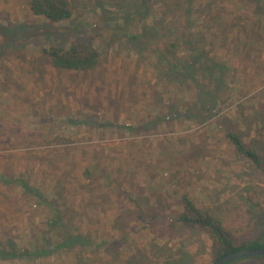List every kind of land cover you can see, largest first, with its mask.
Returning <instances> with one entry per match:
<instances>
[{
    "label": "rangeland",
    "instance_id": "1",
    "mask_svg": "<svg viewBox=\"0 0 264 264\" xmlns=\"http://www.w3.org/2000/svg\"><path fill=\"white\" fill-rule=\"evenodd\" d=\"M25 1L0 0V264H76L73 251L25 254L42 242L46 209L22 194L24 183L55 189L66 225L90 233L102 224L97 244L109 238V253L75 250L78 264H212L208 237L177 221L184 195L241 242L264 241V176L226 137L239 132L264 156L262 0H70L73 18L59 24ZM186 5L187 60L193 42H210L211 56L240 50L212 112L193 104L198 86L158 53L186 33ZM79 44L98 51L95 71H59L45 53ZM205 64L198 80L214 73ZM248 258L237 264H264Z\"/></svg>",
    "mask_w": 264,
    "mask_h": 264
},
{
    "label": "trees",
    "instance_id": "2",
    "mask_svg": "<svg viewBox=\"0 0 264 264\" xmlns=\"http://www.w3.org/2000/svg\"><path fill=\"white\" fill-rule=\"evenodd\" d=\"M123 1L128 2L127 0ZM134 1L136 0H131V3ZM137 1L139 3L141 2V0ZM262 2L264 3V0H262ZM28 7L33 16L37 18L43 17L49 23L59 24L65 21H70L73 18V9L70 0H29ZM141 7L142 6H139L138 4V11ZM191 18L192 6L186 5L183 19V26H186L187 28L186 33H182V38L174 39L171 44L164 40V48L161 49L159 46L158 53L170 71L174 74L181 73L183 76H189V82L191 84L195 83L198 86L196 100L193 104H198L202 109L212 112L216 109V103L221 99L218 95V90H220L221 86L226 83L224 67L227 63L232 64V62L240 56V50L237 48H231V50L228 51L220 50L215 52L214 56H211L209 53L210 42H197L198 44L196 43V45L195 42H193L195 51L191 53L193 56H190L187 60L186 56L182 55L180 52V45L186 44L188 47L190 45L192 34L189 35V33L190 29L193 27ZM45 53L49 57L51 65L59 71H72L78 73L91 72L95 71L99 66V53L91 44H79L69 49L53 46ZM203 56H207V59L211 60V63L209 62V64H205L200 59V57ZM204 64L214 73H212L210 78L198 80L194 75L196 74L195 71H197L198 66ZM220 66L221 69L219 70ZM127 127L133 129L129 126ZM226 137L236 152L250 161L264 176V156L247 146L243 134L239 132H228ZM109 177L111 178L109 171H107L105 179ZM160 183L161 182H154V186L156 188H161L162 184ZM21 188L23 189L22 194H31L35 198L37 206L46 209L44 220L46 231L42 233V242H40V245L36 241L32 242V248L26 251L25 254L29 253V256H42L45 253H51L53 251H73L69 257L73 258V262L78 264L81 250L87 252H96L99 250L104 254L109 253V246L111 244L109 238L102 240L99 242L100 244H97V233L101 232V227H103L102 224L96 223L95 226L89 227L87 230H89L90 233H87L85 230H77V228H74L75 226L70 227V224L66 225L69 222L68 215L65 209L62 206L60 207L59 203L55 202L57 195L55 189L52 194L45 195V193L40 192L41 190L38 188H31L25 183L21 185ZM134 201L137 204V210L141 209L140 212L142 215H148V212L140 207L137 200ZM181 201L183 203L182 212L177 217V221L188 228L198 229L208 237L211 246L210 257L212 264H215L223 256L232 252L264 248L263 240L248 243L241 242L235 230L226 226L219 217L201 206L195 197L191 198L184 195L182 196ZM118 215L119 216L116 217V220L120 218V214ZM142 215L141 217L143 219ZM150 220H158V216H155ZM89 221L90 219H88V223L90 224ZM112 223H114V219H110L109 224L113 225ZM47 233H53L54 239L46 238ZM92 234H96L95 238ZM93 238L95 241L92 240ZM75 250H80V252H76ZM4 257H6V255H3L0 252V258ZM250 258L264 260V256L249 257L248 259ZM241 260L243 259H237L226 264H237L240 263L238 261Z\"/></svg>",
    "mask_w": 264,
    "mask_h": 264
},
{
    "label": "water",
    "instance_id": "3",
    "mask_svg": "<svg viewBox=\"0 0 264 264\" xmlns=\"http://www.w3.org/2000/svg\"><path fill=\"white\" fill-rule=\"evenodd\" d=\"M257 256H264V248L248 249V250L232 252L230 254L223 256L215 264H226L228 262L237 259H242L246 257H257Z\"/></svg>",
    "mask_w": 264,
    "mask_h": 264
},
{
    "label": "crops",
    "instance_id": "4",
    "mask_svg": "<svg viewBox=\"0 0 264 264\" xmlns=\"http://www.w3.org/2000/svg\"><path fill=\"white\" fill-rule=\"evenodd\" d=\"M28 1L29 0H27V1H25L27 4H26V6H28ZM13 5H14V3H9V7H13ZM3 11H5V12H7L8 11V9L7 8H3Z\"/></svg>",
    "mask_w": 264,
    "mask_h": 264
}]
</instances>
